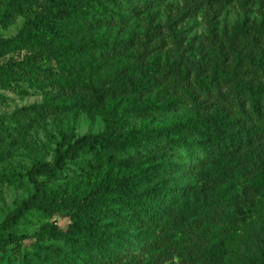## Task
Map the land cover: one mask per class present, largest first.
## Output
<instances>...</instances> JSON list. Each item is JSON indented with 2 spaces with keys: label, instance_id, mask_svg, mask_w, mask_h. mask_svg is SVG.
Here are the masks:
<instances>
[{
  "label": "trees",
  "instance_id": "1",
  "mask_svg": "<svg viewBox=\"0 0 264 264\" xmlns=\"http://www.w3.org/2000/svg\"><path fill=\"white\" fill-rule=\"evenodd\" d=\"M158 3L42 0L15 36L0 38V61L28 51L25 59L0 65V85L45 95L43 104L18 111V127L73 110L105 123L101 133L83 137L61 131L52 162L35 161L27 172L33 195L0 223V248L32 241L21 264H224L229 258L232 235L226 246H201L195 230L210 214L227 218L231 211L227 197L209 199L204 190L238 179L247 189L264 186V16L238 23L214 49L211 65L178 52L163 67L148 31L150 59L139 66L130 59L139 45L130 19ZM178 104L188 107L179 122L158 119ZM130 118L138 124L130 127ZM4 157L0 152L1 163ZM180 160L188 171L207 172L197 197L171 185ZM70 164L71 181L53 189ZM14 179L7 174L1 181ZM64 211L65 229L53 222L33 235L14 230L32 212ZM165 236L166 246H151ZM146 248L150 258L138 259Z\"/></svg>",
  "mask_w": 264,
  "mask_h": 264
},
{
  "label": "rangeland",
  "instance_id": "2",
  "mask_svg": "<svg viewBox=\"0 0 264 264\" xmlns=\"http://www.w3.org/2000/svg\"><path fill=\"white\" fill-rule=\"evenodd\" d=\"M41 2L42 0H0V38L15 36L26 21L39 10ZM263 16L264 0H159L157 5L142 16L130 19L139 43L138 47L133 48L131 62L140 66L149 61V54L144 47H147L146 32L150 31L153 43L151 42L149 48L158 47L155 57L163 67L166 66L167 60L173 59L174 54L178 52L190 61L211 65L214 61V49L238 23H258ZM27 54V50L11 52L0 61V65L12 60L21 61ZM0 96H3L0 97V152L5 154L4 161L0 162L1 223L24 199L33 195L34 189L27 178V172L35 161L46 164L52 162L57 144L62 141L61 131L70 129L76 138L83 137L88 133H101L105 123L99 115L73 110L49 116L43 123L31 128H21L17 123L18 111L43 104L44 93L39 91L23 95L0 85ZM170 100L176 101L173 98ZM178 107L179 110L169 114H158V119L179 122L188 113V107L180 104ZM134 124H138V120L130 118V127ZM178 164V169L170 177L171 185L190 189L186 193L191 197L199 196L207 172L200 168L188 171L183 160ZM74 168V165L70 164L50 186L53 189L66 186L74 175ZM7 174H14L15 177L9 185L1 181ZM203 192L209 199L221 195L227 197L231 211L227 218L213 213L200 220L195 230L198 244L226 246L232 235L233 238L227 247L229 258L225 257L224 264H264V186L262 189H247L238 179L210 187ZM53 222L65 229L70 223L68 212L64 211L52 217L32 212L14 230L19 234L33 235L44 224ZM230 226L234 228V232L229 231ZM169 240L170 236L158 237L156 244L151 246L154 249L161 248L166 246ZM31 242L25 241L19 247L11 245L5 249L0 248V264H21L20 255L25 250H32ZM149 248L138 254L137 258L149 259ZM174 262L178 264L176 259Z\"/></svg>",
  "mask_w": 264,
  "mask_h": 264
}]
</instances>
